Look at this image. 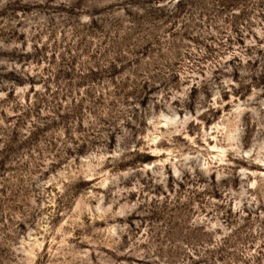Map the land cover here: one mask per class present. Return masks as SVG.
I'll use <instances>...</instances> for the list:
<instances>
[{
    "label": "rangeland",
    "instance_id": "obj_1",
    "mask_svg": "<svg viewBox=\"0 0 264 264\" xmlns=\"http://www.w3.org/2000/svg\"><path fill=\"white\" fill-rule=\"evenodd\" d=\"M157 2H0V264H264V0Z\"/></svg>",
    "mask_w": 264,
    "mask_h": 264
},
{
    "label": "clouds",
    "instance_id": "obj_2",
    "mask_svg": "<svg viewBox=\"0 0 264 264\" xmlns=\"http://www.w3.org/2000/svg\"><path fill=\"white\" fill-rule=\"evenodd\" d=\"M0 2H3V0H0ZM109 2V0H105V3ZM179 2V0H158L157 3H155L154 5H148L146 7H152L155 6L157 8H168L171 9L174 7L175 4H177ZM120 3H123V0H120ZM126 9H131L133 12L139 13L140 15H143L145 12V8L141 7L139 4H132V3H128L125 5L124 8H119V12L118 14L120 16H126L127 12ZM175 122V121H173ZM172 135H178L180 133H171ZM177 175H179V173H177Z\"/></svg>",
    "mask_w": 264,
    "mask_h": 264
}]
</instances>
